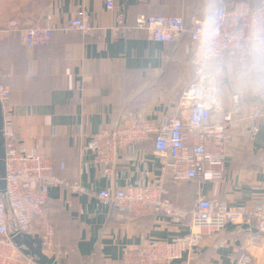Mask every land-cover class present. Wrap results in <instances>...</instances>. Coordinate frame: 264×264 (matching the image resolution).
Instances as JSON below:
<instances>
[{
    "label": "crops",
    "instance_id": "obj_1",
    "mask_svg": "<svg viewBox=\"0 0 264 264\" xmlns=\"http://www.w3.org/2000/svg\"><path fill=\"white\" fill-rule=\"evenodd\" d=\"M114 1L116 8L110 11L103 0H0V26L12 19L23 26L60 25L47 44L33 48L23 43L21 33L0 34L1 80L11 89L10 108L19 138L30 151L38 146L58 163H65V168L56 167V173L88 191L73 192L65 186L50 190L44 216L55 225V240L67 252L56 257L59 264H124L126 248L188 233L185 221L163 215L123 218L117 207L96 196L102 188L156 185L162 180L169 197L181 206L204 196L252 210L264 202V115L252 116L255 106L264 111V57L241 60L226 52L207 64L214 90L213 118H221L236 105L240 108L234 115L223 178L174 180L163 173L152 140L120 149L108 177L91 163L92 155L83 152L81 138L90 137L122 113L164 121L179 108L183 88L194 76L187 52L190 37L155 41L146 30L135 27L137 16L181 15L190 24L203 19L209 2ZM220 1L238 0H214L215 5ZM249 2L256 5L261 0ZM84 9L96 33L63 29ZM117 12L127 20L119 34L113 30ZM9 224L14 233L11 218ZM243 225L229 222L214 236L205 237L191 264H237L243 251L253 256L252 264H264V232ZM27 234L38 239L34 231ZM256 240L261 245L254 244Z\"/></svg>",
    "mask_w": 264,
    "mask_h": 264
},
{
    "label": "built area",
    "instance_id": "obj_2",
    "mask_svg": "<svg viewBox=\"0 0 264 264\" xmlns=\"http://www.w3.org/2000/svg\"><path fill=\"white\" fill-rule=\"evenodd\" d=\"M103 2L105 9L115 10L114 0ZM216 7V35L210 50L200 42L202 19L187 24L181 15L137 16L135 27L146 30L155 41L176 42L186 32L190 33L187 52L191 55L194 76L183 88L179 108L164 121L157 123L142 115L122 113L90 137L86 135L80 139L83 152L92 155L91 163L102 169L103 175H111L120 149L134 148L152 140L154 151L161 159L163 173H169L174 180L184 182L224 177L226 149L232 136L234 115L240 108L236 105L221 118H213L214 90L207 64L226 52L241 60L252 56L264 57V0L256 7H252L249 0H238L230 5L220 1ZM126 22L124 13L117 12L114 32L119 34L123 31ZM59 27L55 22L23 26L18 19H12L0 26V34L21 33L23 43L33 48L47 44L53 31ZM62 27L85 34L97 32L85 9L79 10ZM10 91V86L1 80L0 74L6 150L4 191L0 171V264H41L36 256L25 253L22 246L14 241L16 235L34 231L43 251L55 257L66 254L62 244L55 240V225L44 216L50 190L54 186H65L73 192L88 191L79 182L67 181L56 173V167L65 168V163H58L40 151L38 146L30 151L19 138L10 108ZM252 114L258 118L264 115V111L255 106ZM86 163L88 165V160ZM95 194L106 205L117 207L125 219L157 214L183 220L188 226L185 235L124 249V264H191L197 259L204 238L214 236L229 222L253 224L264 232V202L252 210L244 205L204 196L192 205L181 206L168 196L162 180L156 185L137 184L120 189L106 187ZM10 218L16 227L14 233L9 230ZM253 243L261 245L259 240ZM252 262L253 256L247 251L241 252L237 258V264Z\"/></svg>",
    "mask_w": 264,
    "mask_h": 264
},
{
    "label": "water",
    "instance_id": "obj_3",
    "mask_svg": "<svg viewBox=\"0 0 264 264\" xmlns=\"http://www.w3.org/2000/svg\"><path fill=\"white\" fill-rule=\"evenodd\" d=\"M6 150H5V136L3 131V107L0 102V171L2 176L1 186L3 191L6 187ZM244 228H251L256 230L257 227L253 224L244 223ZM16 242L22 247L24 252L37 257V260L41 264H59V261L55 256H49L43 251L42 244L39 239L32 238L29 234L24 233L21 235H16Z\"/></svg>",
    "mask_w": 264,
    "mask_h": 264
},
{
    "label": "clouds",
    "instance_id": "obj_4",
    "mask_svg": "<svg viewBox=\"0 0 264 264\" xmlns=\"http://www.w3.org/2000/svg\"><path fill=\"white\" fill-rule=\"evenodd\" d=\"M218 9L214 0H209L205 5L202 16V23L199 29L201 45L207 49H211L214 37L216 35V20Z\"/></svg>",
    "mask_w": 264,
    "mask_h": 264
},
{
    "label": "trees",
    "instance_id": "obj_5",
    "mask_svg": "<svg viewBox=\"0 0 264 264\" xmlns=\"http://www.w3.org/2000/svg\"><path fill=\"white\" fill-rule=\"evenodd\" d=\"M233 4V3H232ZM258 4H260V3H258ZM258 4H256V5H253L252 3H250V5L252 6V7H256V6H258ZM230 5V4H229ZM134 23H135V21H134ZM75 30V29H74ZM14 34V33H13ZM189 36L190 37V33L189 32H186L184 35H183V37L182 38H184L185 36ZM38 47V46H37ZM253 57V56H252ZM10 94H11V92H10ZM169 196V195H168ZM172 200H174L172 197H170ZM175 201V200H174ZM47 202H48V200H47ZM47 202H46V204H47ZM180 204V203H179Z\"/></svg>",
    "mask_w": 264,
    "mask_h": 264
}]
</instances>
